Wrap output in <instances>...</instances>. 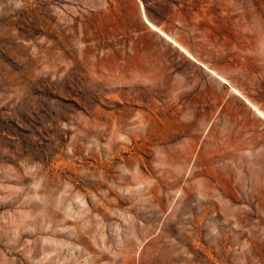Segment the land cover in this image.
Wrapping results in <instances>:
<instances>
[{"label":"rangeland","instance_id":"374dc122","mask_svg":"<svg viewBox=\"0 0 264 264\" xmlns=\"http://www.w3.org/2000/svg\"><path fill=\"white\" fill-rule=\"evenodd\" d=\"M0 264H264V0H0Z\"/></svg>","mask_w":264,"mask_h":264},{"label":"bare ground","instance_id":"6f19581e","mask_svg":"<svg viewBox=\"0 0 264 264\" xmlns=\"http://www.w3.org/2000/svg\"><path fill=\"white\" fill-rule=\"evenodd\" d=\"M148 23V22H147ZM149 24V23H148ZM152 26V25H151Z\"/></svg>","mask_w":264,"mask_h":264}]
</instances>
